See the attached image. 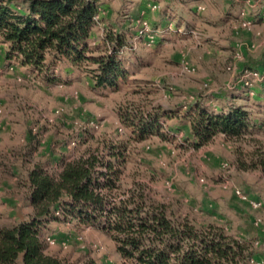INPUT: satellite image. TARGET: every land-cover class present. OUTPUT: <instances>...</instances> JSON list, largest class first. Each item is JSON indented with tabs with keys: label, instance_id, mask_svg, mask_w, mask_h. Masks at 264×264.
Here are the masks:
<instances>
[{
	"label": "rangeland",
	"instance_id": "374dc122",
	"mask_svg": "<svg viewBox=\"0 0 264 264\" xmlns=\"http://www.w3.org/2000/svg\"><path fill=\"white\" fill-rule=\"evenodd\" d=\"M241 1L103 0L91 45L103 48L110 33L125 36L119 58L129 76L118 89H96L94 66L33 72L7 58L0 40V225L28 219L27 180L36 163L51 168L93 136L89 146L99 153L126 146L122 193L142 194L199 227L223 228L264 261V174L240 165L264 155V20L256 0L252 12ZM13 5L27 12V0ZM250 72L260 80L246 86ZM233 98L258 129L242 142L218 136L195 149L190 107L201 102L216 111ZM141 114L157 116L161 126L143 141L130 120ZM43 239L50 254L70 263L130 264L96 227L52 222Z\"/></svg>",
	"mask_w": 264,
	"mask_h": 264
},
{
	"label": "trees",
	"instance_id": "16d2710c",
	"mask_svg": "<svg viewBox=\"0 0 264 264\" xmlns=\"http://www.w3.org/2000/svg\"><path fill=\"white\" fill-rule=\"evenodd\" d=\"M103 9V0H27V12H22L13 0H0V40L8 47L7 58L37 73L59 63L76 69L94 66L96 89H118L129 76L119 58L127 45L125 36L110 33L103 48L91 45ZM130 120L140 141L161 127L155 115ZM186 120L195 149L218 136L242 142L258 129L251 113L236 105L213 111L197 102ZM92 139H82L77 150L63 155L51 168L39 162L29 171L31 212L26 221L0 225V264H96L92 259L70 263L48 252L43 239L47 225L62 221L100 229L130 264H250L255 260L251 245L223 228L199 227L142 194L122 193L126 146L109 144L103 154L89 146ZM240 165L264 174V155Z\"/></svg>",
	"mask_w": 264,
	"mask_h": 264
},
{
	"label": "built area",
	"instance_id": "2783aa9c",
	"mask_svg": "<svg viewBox=\"0 0 264 264\" xmlns=\"http://www.w3.org/2000/svg\"><path fill=\"white\" fill-rule=\"evenodd\" d=\"M258 6H260L262 9H263V12H262V19L264 20V0H258ZM12 68V67H11ZM261 73H256V72H254V73H249V74H247L246 75V81L244 82V85H246V86H249L250 85V82H251V80L252 79H257L256 77H258V79L257 80H260L259 79V75H260ZM263 75V80H264V74H262ZM262 81V80H261ZM251 87H252V85H251ZM250 90V92H251V94H254V90L252 89V88H250L249 89ZM235 194H236V196L237 197H239V198H242V199H246L245 198V196H244V194H242L239 190H237V191H235ZM257 226H259V224H257ZM260 227V226H259ZM47 241L49 242V243H53L52 241H51V238H47ZM251 261V264H264V261H256L255 262V260L254 259H252V260H250Z\"/></svg>",
	"mask_w": 264,
	"mask_h": 264
},
{
	"label": "crops",
	"instance_id": "0c3cea01",
	"mask_svg": "<svg viewBox=\"0 0 264 264\" xmlns=\"http://www.w3.org/2000/svg\"><path fill=\"white\" fill-rule=\"evenodd\" d=\"M254 2H258V0L254 1ZM241 3H243V7H242L241 5H239L241 8L249 9L250 12H252L251 9L254 8L253 0H242ZM235 8L238 9V6H235ZM255 8H256V7H255ZM259 8H261V7L259 6ZM239 9H240V8H239ZM253 13H255V12H253ZM235 15L237 16V14H235ZM259 22H260V21H259ZM261 67L264 68V65H261ZM261 67H260V68H261ZM243 97H245L244 94H243ZM224 105H225V104H224ZM224 105H222L221 107H219V109L216 110V111H221L222 109H225V108H226V110H227V107H229V106H231V105H236V106L241 107L240 104L237 103V99H236V98H233L232 102L228 104L229 106H227V105L224 106ZM255 259H256L257 261H262V258H261V257H258V256H255Z\"/></svg>",
	"mask_w": 264,
	"mask_h": 264
}]
</instances>
